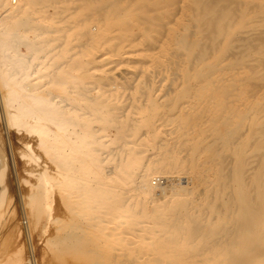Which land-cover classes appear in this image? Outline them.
Segmentation results:
<instances>
[{"label":"bare ground","instance_id":"bare-ground-1","mask_svg":"<svg viewBox=\"0 0 264 264\" xmlns=\"http://www.w3.org/2000/svg\"><path fill=\"white\" fill-rule=\"evenodd\" d=\"M83 1L91 23L77 0H0V219L12 151L23 211L53 220L58 190L106 234L77 222L59 245L264 264V0Z\"/></svg>","mask_w":264,"mask_h":264},{"label":"rangeland","instance_id":"rangeland-1","mask_svg":"<svg viewBox=\"0 0 264 264\" xmlns=\"http://www.w3.org/2000/svg\"><path fill=\"white\" fill-rule=\"evenodd\" d=\"M11 1L12 4H17L15 2L16 0ZM83 6V0H77V4L76 2L72 4V8L75 7L76 14L80 13L81 15H79L78 20L80 21L83 19V21L91 23L92 15L90 13L81 12ZM3 11L4 10H0V13H2ZM72 11H74V9ZM88 17L89 19H87ZM3 131L4 133H8H6L7 135L2 134V136L3 139H7V150L11 151L9 142L11 140V142H15L16 139L17 141L15 143L20 142L18 141L19 136L5 128L1 130V133H3ZM8 154L10 157V172L7 180L9 182L10 193L9 206L12 209H17V212L7 216L8 218L6 217L4 219H0V264H14L16 261H19L18 264H111L110 261H116L115 259H112L110 257L106 258L103 256L101 248L106 244H103V241L101 240H103V236L106 234L102 232L101 229H99L101 227L96 226V222L93 223V221H90L89 223L90 218L88 219V217L84 218L73 216L69 209L66 207L64 201L60 198L61 193H59L58 190L57 192L59 193V195L58 193L56 194V197L58 199L56 198L57 200L55 202L57 211L53 220H49L46 216H32L30 213L25 212V210L23 211V209L25 208V197H28L30 193V186H28L26 182L23 183L24 179L28 176V174L24 170L29 169L30 166L25 164L27 168H23L24 165L22 164L24 163L22 162L24 160L21 158V160L18 159L20 162L18 161V164L15 165L12 151L11 153L8 152ZM164 176L161 174H157L155 176H152L150 180L152 185L156 187L154 189L158 195H160L163 191L162 189L167 186L166 178ZM160 186H162L163 188ZM138 198L133 200V202L139 204L141 199ZM123 219L127 220L128 218ZM77 222L82 223V225H85L86 228H94L92 229L94 230L93 233L96 235V237L101 239L100 240L96 238L100 241L99 245H94V243L92 244L91 242L90 244L86 245L85 249L76 250L74 244L67 245V247L65 245L58 244V237L65 235L68 232H82L74 228V225ZM92 225L96 227H93ZM94 234L93 236L95 238ZM109 244L110 245L108 247L107 243L106 248L113 250L112 247L114 244ZM111 245L112 247H110ZM113 264H115V262H113Z\"/></svg>","mask_w":264,"mask_h":264}]
</instances>
